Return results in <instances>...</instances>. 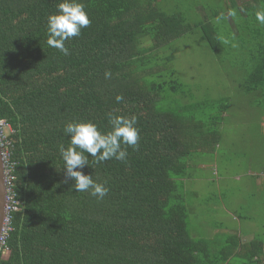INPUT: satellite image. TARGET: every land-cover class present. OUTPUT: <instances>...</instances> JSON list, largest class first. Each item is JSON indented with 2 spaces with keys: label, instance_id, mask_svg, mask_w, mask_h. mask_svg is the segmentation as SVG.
I'll return each mask as SVG.
<instances>
[{
  "label": "trees",
  "instance_id": "16d2710c",
  "mask_svg": "<svg viewBox=\"0 0 264 264\" xmlns=\"http://www.w3.org/2000/svg\"><path fill=\"white\" fill-rule=\"evenodd\" d=\"M59 2L0 0V120L12 128L5 141L21 202L0 264H263L261 239L196 237L189 228L190 160L217 149L234 107L230 96L196 100L172 63L174 42L192 31L219 57L237 45L244 62L236 88L264 111V25L255 18L264 0L206 9L190 0L203 13L196 22L174 0H80L91 23L65 41L69 55L47 44ZM200 109L209 110L204 120ZM110 114L135 116L139 141L135 150L122 145L126 161L95 163L85 153L83 173L110 189L101 200L72 187L59 146L70 145L68 122L107 132Z\"/></svg>",
  "mask_w": 264,
  "mask_h": 264
},
{
  "label": "rangeland",
  "instance_id": "374dc122",
  "mask_svg": "<svg viewBox=\"0 0 264 264\" xmlns=\"http://www.w3.org/2000/svg\"><path fill=\"white\" fill-rule=\"evenodd\" d=\"M174 1L181 2L185 13L192 10V22L203 18L199 7L190 6V0ZM192 1L204 2L206 9L219 0ZM220 36L224 41L230 39L229 33ZM174 48L172 66L186 89L194 90L196 100L230 96L234 107L220 126L222 138L217 149L195 154L190 160L191 177L185 182L189 228L196 237L215 238L235 232L243 242L254 237L264 241V111L254 107L250 98L245 104L247 94L236 88L239 74L235 68L244 62V54L236 45L227 53L219 52V57L195 31L177 39ZM219 58H225L224 62ZM208 113L206 109L197 112L202 120ZM232 262L242 264L239 257Z\"/></svg>",
  "mask_w": 264,
  "mask_h": 264
},
{
  "label": "clouds",
  "instance_id": "9594fccd",
  "mask_svg": "<svg viewBox=\"0 0 264 264\" xmlns=\"http://www.w3.org/2000/svg\"><path fill=\"white\" fill-rule=\"evenodd\" d=\"M256 20L264 25V11H257ZM91 23L85 5L80 0H60L57 11L49 14L47 18V44L58 49L64 55H69V48L65 41L78 37L81 30ZM111 72L106 71L105 77L110 78ZM117 102L123 99L116 97ZM109 123L111 129L101 132L93 122H68L64 127V133L70 137V145L59 146V152L63 160V169L66 177L74 181L72 187L78 192H89L97 199H103L110 189L104 183L93 179V175H85L82 169L89 165L88 155L94 158L95 163H102L111 159L126 161L128 152L122 145L138 146L139 129L136 127L137 119L111 115ZM87 153L88 155H85ZM81 169V170H78Z\"/></svg>",
  "mask_w": 264,
  "mask_h": 264
},
{
  "label": "built area",
  "instance_id": "2783aa9c",
  "mask_svg": "<svg viewBox=\"0 0 264 264\" xmlns=\"http://www.w3.org/2000/svg\"><path fill=\"white\" fill-rule=\"evenodd\" d=\"M5 131L12 132V128L9 124H7L4 120H0V143L2 146V156L4 159V172H5V183H6V205H5V221L4 227L2 230V237L0 241V254L5 253L3 251L1 253L2 247L6 243V238L8 234V230L10 229V223L12 219V212L20 210L21 202L17 199L15 192L13 191L12 179L14 178L12 175L13 163L10 162V151L7 147L9 142L5 141Z\"/></svg>",
  "mask_w": 264,
  "mask_h": 264
},
{
  "label": "water",
  "instance_id": "95a60500",
  "mask_svg": "<svg viewBox=\"0 0 264 264\" xmlns=\"http://www.w3.org/2000/svg\"><path fill=\"white\" fill-rule=\"evenodd\" d=\"M4 159L2 156V146L0 143V241L2 237V230L5 221V205H6V183L4 172Z\"/></svg>",
  "mask_w": 264,
  "mask_h": 264
},
{
  "label": "crops",
  "instance_id": "0c3cea01",
  "mask_svg": "<svg viewBox=\"0 0 264 264\" xmlns=\"http://www.w3.org/2000/svg\"><path fill=\"white\" fill-rule=\"evenodd\" d=\"M253 239V238H252Z\"/></svg>",
  "mask_w": 264,
  "mask_h": 264
}]
</instances>
